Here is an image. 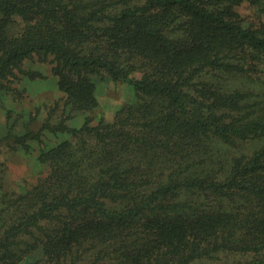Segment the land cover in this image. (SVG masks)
<instances>
[{"label":"trees","instance_id":"16d2710c","mask_svg":"<svg viewBox=\"0 0 264 264\" xmlns=\"http://www.w3.org/2000/svg\"><path fill=\"white\" fill-rule=\"evenodd\" d=\"M241 1L0 0V88L37 56L64 94L17 139L66 135L3 194L0 264H264V25ZM97 79L132 99L93 123Z\"/></svg>","mask_w":264,"mask_h":264},{"label":"rangeland","instance_id":"374dc122","mask_svg":"<svg viewBox=\"0 0 264 264\" xmlns=\"http://www.w3.org/2000/svg\"><path fill=\"white\" fill-rule=\"evenodd\" d=\"M263 8L262 0H243L234 9L245 24L261 27L264 25ZM260 76L264 77V73ZM55 80L50 64L33 56L25 59L0 88V209L3 194L23 192L45 176L47 167L39 161L41 150L66 137L65 134L53 135L44 131L28 140L27 147H22L17 139L28 131H39L47 115L46 107H55L54 121L60 118L62 108L59 107L63 104L60 99L64 94ZM96 97L98 105L88 113L93 117V123L99 118L110 121L116 109L132 99V93L125 85L97 79ZM85 115H75L67 119L66 124L79 126ZM40 257L39 249L26 263ZM85 262L81 261L82 264Z\"/></svg>","mask_w":264,"mask_h":264}]
</instances>
